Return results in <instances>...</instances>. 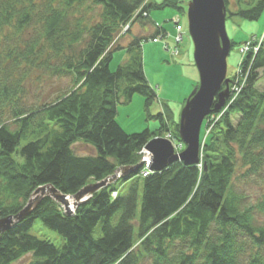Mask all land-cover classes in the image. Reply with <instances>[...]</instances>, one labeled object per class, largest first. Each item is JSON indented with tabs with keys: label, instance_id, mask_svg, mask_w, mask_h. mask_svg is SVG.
Segmentation results:
<instances>
[{
	"label": "trees",
	"instance_id": "obj_1",
	"mask_svg": "<svg viewBox=\"0 0 264 264\" xmlns=\"http://www.w3.org/2000/svg\"><path fill=\"white\" fill-rule=\"evenodd\" d=\"M179 1L0 0V46H6L8 27L20 36L33 32L0 55V221L24 212L40 188L71 198L131 168L72 215L54 198L39 200L0 236V264L26 258L24 264H264V90L257 88L264 77V39L254 41L256 50L230 81L225 107L204 121L209 140L198 165L176 162L144 176L139 166L146 145L163 135L180 140L179 125L172 133L168 109L156 117L148 113L159 120L155 132L128 134L116 121L117 106L134 95L144 97L148 112L158 100L145 75L141 45L161 31L133 37L125 48L115 47L117 38L126 26L125 36L134 23L149 25L152 10H181ZM224 2L227 20L257 22L264 15V0ZM84 7L93 13L100 8L99 21L75 20L70 30L68 17ZM122 49L127 61L113 72L112 57ZM36 58L52 77L71 78L72 87L26 107V73L17 81L10 74L12 68L22 71L18 60L30 71ZM79 143L94 155L75 153ZM248 183L262 188L256 204L240 189ZM36 221L58 234L61 244L31 234Z\"/></svg>",
	"mask_w": 264,
	"mask_h": 264
},
{
	"label": "rangeland",
	"instance_id": "obj_2",
	"mask_svg": "<svg viewBox=\"0 0 264 264\" xmlns=\"http://www.w3.org/2000/svg\"><path fill=\"white\" fill-rule=\"evenodd\" d=\"M164 1L166 0H148L147 3L160 5ZM179 2L181 10L172 7H166L163 10H152L149 15L156 24L151 20V22L148 23L149 25L145 24V26H143L140 22L134 23V18L132 24L134 23L135 25L132 27L131 34L125 36V33L128 30H125L124 28V31L120 33L117 38L115 47L125 48L129 46L133 37L141 36L143 38H151L155 36L158 29L161 31L159 37L144 41L141 45L145 75L151 88L156 91L158 100L150 108L149 112L146 110L144 97L138 94L131 98V102L121 103L117 106L116 121L128 134L142 133L146 130L151 132L157 131L160 127L159 120H157V118L149 119L148 113L151 117H156L163 113L165 109H168L170 112L169 114L172 117L170 127L172 130L171 132L173 133L180 123V115L184 108L183 106H185L188 97L200 83L199 73L193 59V43H191L192 41L188 33L189 24L187 11L188 5L191 1L180 0ZM99 9L100 8H98L95 13L91 12L87 7L76 10L73 17H68L67 24L69 27H72L70 30H73L75 27V20H83V24L98 22L100 14ZM174 19H178L179 23H176ZM179 26L181 27L180 29ZM146 28L148 29L145 30ZM226 29L229 39L236 44L235 47H231V52L226 62L228 66L227 78L232 81L235 76L239 75L242 62L249 53L248 51H245L243 45H245L247 41L256 39L258 42H261L264 39V15L257 22H248L237 17H231L226 22ZM32 36L33 32H31V30L25 31L20 36L19 31L17 32L14 27H12V29H9L8 27L2 36L4 39L3 42L6 43V46L5 44L0 46V55L2 57L6 56L4 54L8 52V49L6 50L5 47L7 48L8 46L11 50V48L20 46L27 40H30ZM177 38H179L180 43L176 42ZM179 50L180 53L178 54ZM14 51H16V49H12V52ZM127 56L125 49L116 51L112 57L113 61L109 69L113 72L116 71L119 65L124 64L127 61ZM4 59L5 58H2L1 61H4ZM37 61L38 59L36 58L34 60L36 66L34 68L32 67V69L27 72V69L24 70L25 66H23L26 63L19 62L18 60L16 66H20L22 71L16 73L15 69L12 68L10 74L16 79L15 81H17L21 75L26 73L25 81L23 82L25 89L23 105L26 107H36L40 105V103L51 101L72 87L71 78L61 79L52 77L50 72L44 70L43 67H41V63ZM233 87L235 86L232 84L231 90H234ZM257 88L261 91L264 90V77L261 78ZM238 90L239 87L235 89L237 92ZM205 124L206 122L204 123L200 135V140L203 145L205 141L208 142L210 131V128L205 127ZM170 135L174 142L175 152H182L183 149H185L184 143L181 142V140L175 139L172 134ZM162 137L168 138V135H163ZM73 148L75 153L80 156L94 155L95 153L93 148L83 143L75 144ZM201 155L202 154H200V158ZM130 171L131 168H122L116 174L123 177ZM244 172V169L240 168L238 170L239 174H243ZM89 187L92 188V192L85 196V191ZM93 188L94 186L90 185L83 190L84 196L78 201V205L87 202L92 197L94 194ZM40 189L36 190L34 194ZM240 189L243 194L249 198V202L252 204H256L259 200L258 198L262 195V188L251 183L242 185ZM51 195H53L52 191ZM44 197H46V195L40 196L35 204L39 203V200ZM69 198L70 196L67 197V201ZM76 200L79 199L76 198ZM58 203L60 206L62 205L60 202ZM70 210L74 213L76 208H70ZM31 234L43 239H49L56 245L61 244V238L59 235L44 227L41 221H36L31 230ZM29 260L30 258H26L18 264H24V262H28Z\"/></svg>",
	"mask_w": 264,
	"mask_h": 264
},
{
	"label": "water",
	"instance_id": "obj_3",
	"mask_svg": "<svg viewBox=\"0 0 264 264\" xmlns=\"http://www.w3.org/2000/svg\"><path fill=\"white\" fill-rule=\"evenodd\" d=\"M188 5V33L193 43L194 64L198 70L199 85L188 97L180 115L178 134L185 149L176 154L170 140L155 138L145 147L147 157L143 164L150 163L152 172L165 171L176 162L186 166L200 163V135L203 123L213 113L220 112L229 98L230 79L227 78V59L231 52V40L227 34V10L224 0H190ZM224 87V90H223ZM150 160V161H149ZM138 168V167H137ZM131 172V171H130ZM122 176L115 175L104 182L94 185L93 192L107 187L111 181ZM52 197L60 202L68 215L73 213L66 204V195L52 189ZM83 190L76 196L81 200ZM36 204H29L18 216H12L0 221V236L24 219L34 209ZM77 205L76 207H78ZM75 207V208H76Z\"/></svg>",
	"mask_w": 264,
	"mask_h": 264
},
{
	"label": "bare ground",
	"instance_id": "obj_4",
	"mask_svg": "<svg viewBox=\"0 0 264 264\" xmlns=\"http://www.w3.org/2000/svg\"><path fill=\"white\" fill-rule=\"evenodd\" d=\"M226 22H227V20H226ZM180 53V50L178 51V54ZM178 54H176V55H178ZM201 148H203V144H202V142L200 141V150H202ZM181 152H176V154H180ZM200 154H201V152H200ZM145 156H147V153H145ZM150 161V160H149ZM151 163V162H150ZM150 163H146V164H143V168H144V171H147V173L149 174L150 172H152L151 170H150ZM143 171V172H144ZM117 175V174H116ZM112 178V177H111ZM120 178H122V177H120ZM120 178H117L116 180H113V181H111V183L113 184V182H115V181H117V180H119ZM109 179V178H108ZM107 180V179H106ZM105 181V180H104ZM104 181H102V182H104ZM101 182V183H102ZM97 184H100V183H97ZM97 184H92L93 186L94 185H97ZM88 186H90V185H88ZM87 186V187H88ZM51 191H52V189H50L49 187H45V188H41L36 194H34L33 196H32V198L30 199L31 201H30V203L31 204H35L36 202H37V199L38 198H40V196H43V195H46L47 197H49V199L52 197V195H51ZM92 192V188L91 187H89V188H87V190L85 191V196L86 195H89L90 193ZM78 201H80V200H76V198H74V197H72V198H69V200L66 202V204L70 207V208H74V207H76V205H78ZM29 203V204H30Z\"/></svg>",
	"mask_w": 264,
	"mask_h": 264
},
{
	"label": "built area",
	"instance_id": "obj_5",
	"mask_svg": "<svg viewBox=\"0 0 264 264\" xmlns=\"http://www.w3.org/2000/svg\"><path fill=\"white\" fill-rule=\"evenodd\" d=\"M174 21L176 22V23H179V21H178V19H174ZM128 28H129V26H126V28H125V30H128ZM181 27L179 26V29H180ZM254 41H257L258 42V40H252V41H248V42H246L245 43V45H243V47H245L244 49H245V51H248V52H250V51H255L256 50V47L254 46ZM177 43H180V41H179V38H177V41H176ZM171 135H168V138H167V140H170L171 142H172V145H173V147L175 148V146H174V142L172 141V139H171V137H170ZM144 153V152H143ZM148 175V173H147V171H144V176H147Z\"/></svg>",
	"mask_w": 264,
	"mask_h": 264
},
{
	"label": "crops",
	"instance_id": "obj_6",
	"mask_svg": "<svg viewBox=\"0 0 264 264\" xmlns=\"http://www.w3.org/2000/svg\"><path fill=\"white\" fill-rule=\"evenodd\" d=\"M150 18H151V16H150ZM156 23V22H155ZM148 28H146L145 30H147Z\"/></svg>",
	"mask_w": 264,
	"mask_h": 264
}]
</instances>
